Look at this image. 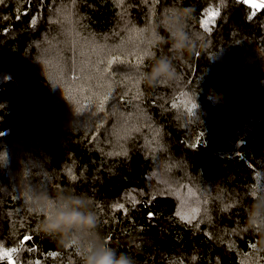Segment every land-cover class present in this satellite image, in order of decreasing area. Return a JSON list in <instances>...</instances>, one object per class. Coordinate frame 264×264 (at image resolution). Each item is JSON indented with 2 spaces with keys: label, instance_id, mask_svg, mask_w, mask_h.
Wrapping results in <instances>:
<instances>
[{
  "label": "trees",
  "instance_id": "obj_1",
  "mask_svg": "<svg viewBox=\"0 0 264 264\" xmlns=\"http://www.w3.org/2000/svg\"><path fill=\"white\" fill-rule=\"evenodd\" d=\"M174 3L201 40L174 61L178 80L149 86L141 74L172 55L149 28ZM251 5L0 3V264H80L36 231L29 187L90 197L105 243L136 264H264L247 213L259 197L264 213V7Z\"/></svg>",
  "mask_w": 264,
  "mask_h": 264
},
{
  "label": "clouds",
  "instance_id": "obj_2",
  "mask_svg": "<svg viewBox=\"0 0 264 264\" xmlns=\"http://www.w3.org/2000/svg\"><path fill=\"white\" fill-rule=\"evenodd\" d=\"M191 12V8L174 3L164 9L157 24L150 26L151 42L170 43L172 55L155 58L151 71L141 74L147 85L172 83L180 78L174 61L191 53L201 40L200 33L188 28ZM161 28L167 32V40L160 34ZM260 199L253 198L247 208L248 224L253 230L264 228V213L258 210ZM25 206L39 218L36 231L60 246H75L80 264H136L132 256L105 243L97 231L98 216L90 197L70 190H58L53 195L47 190L37 191L29 187Z\"/></svg>",
  "mask_w": 264,
  "mask_h": 264
},
{
  "label": "snow or ice",
  "instance_id": "obj_3",
  "mask_svg": "<svg viewBox=\"0 0 264 264\" xmlns=\"http://www.w3.org/2000/svg\"><path fill=\"white\" fill-rule=\"evenodd\" d=\"M241 2H245V0H241ZM247 2L251 5V0H247ZM0 3H3V0H0ZM252 7H264V4H258V5H251ZM219 13H213V15H218ZM207 21H205V25H206ZM206 30H210L207 29ZM115 207L117 208H123V205H116ZM25 240L30 239V237H24ZM16 251H18L17 249H12L11 252L15 253ZM3 255L5 257L9 256V252H4Z\"/></svg>",
  "mask_w": 264,
  "mask_h": 264
},
{
  "label": "rangeland",
  "instance_id": "obj_4",
  "mask_svg": "<svg viewBox=\"0 0 264 264\" xmlns=\"http://www.w3.org/2000/svg\"><path fill=\"white\" fill-rule=\"evenodd\" d=\"M259 3L262 4L263 3V0H261Z\"/></svg>",
  "mask_w": 264,
  "mask_h": 264
}]
</instances>
